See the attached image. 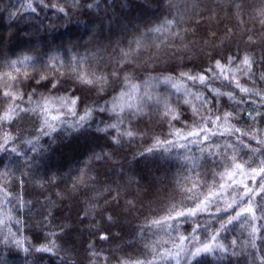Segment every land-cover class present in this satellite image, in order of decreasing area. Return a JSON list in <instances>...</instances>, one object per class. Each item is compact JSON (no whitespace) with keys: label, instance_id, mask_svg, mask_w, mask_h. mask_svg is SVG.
<instances>
[{"label":"trees","instance_id":"trees-1","mask_svg":"<svg viewBox=\"0 0 264 264\" xmlns=\"http://www.w3.org/2000/svg\"><path fill=\"white\" fill-rule=\"evenodd\" d=\"M29 2L36 7L35 12L27 7ZM89 2L81 0L79 8H71L70 0H43L45 5L60 4L66 11L71 8L66 16L36 0H0V36L4 38L0 44V114L13 103L2 98L4 91L23 96L22 101H16L20 109H37L21 112L7 129L18 137L9 147H16L19 155L0 152V161L8 166L0 167V172L10 167L15 177L23 180L9 184V197L0 191V264H120V260L176 264L169 253L175 254L178 245L188 249L193 243L197 247L209 243L219 225L208 213L176 221L175 227H170L172 220L163 227L154 222L175 216L174 208L194 207L210 189L218 191L213 185L222 182L218 173L224 170L215 157L201 151L207 145L182 138L196 128L193 121L198 119L191 105L184 103L193 100L188 93L202 94L213 110H235L238 119L231 123L242 131L251 127L264 130V118L254 122L247 115L253 109L264 113V80L260 79L264 76V0H97L98 6L91 9L86 7ZM167 20L173 23L165 25ZM161 26V31H150ZM136 41L142 47L138 48ZM123 52L129 53L127 58ZM234 54L238 61L246 54L254 59L253 75L244 76L237 70L236 78L259 96L240 93L234 85L219 80L202 86L180 76L207 74L215 60L227 64V58ZM22 55L32 57L26 73L24 68L15 71L8 63ZM52 57L60 61L57 71L48 67ZM230 67L236 69L235 64ZM72 69L85 79L93 74L107 77V85L103 91L101 83L82 85ZM40 75L61 83L55 89L48 81L42 82L47 86H37ZM169 77L172 82L165 83ZM129 83L136 88L128 87ZM213 89L232 92L243 102L236 104L227 96L217 100ZM122 93L126 95L116 100ZM73 94L80 98L77 115L66 114L55 122L56 131L48 136L39 133L37 129L46 119L37 108L42 97ZM114 102L125 109L122 113L117 109L123 118L117 129L108 128L118 123L116 114L96 110L111 108ZM87 108L93 109L91 116L82 127L73 128ZM166 108L174 109L180 119L165 118ZM51 111L56 114V108ZM201 114L208 112L201 109ZM102 128L107 130L98 131ZM177 129L181 136L175 135ZM128 131L133 133L131 137L120 135ZM29 139L34 140L36 151L26 143ZM235 139L213 137L212 143ZM245 143L259 147L255 141ZM149 148L153 151L147 152ZM237 151L248 159L247 149L237 146ZM22 171L26 173L23 177ZM197 182L195 192H189ZM193 196L198 199H189ZM6 199L19 200L24 206L13 208ZM224 199L231 202L232 196L226 192ZM210 210L214 212L215 207L210 206ZM45 216L47 224L42 223ZM256 216L261 213L256 212ZM196 223L211 226L207 232L193 233ZM253 225L259 229L255 248L250 243ZM52 232L57 233L51 240L59 254H26L10 235L23 241L25 247H38L48 243L47 234ZM105 232L109 239L100 240ZM180 236L193 239L181 241ZM216 244L224 245L227 251L221 252ZM93 253H100V257ZM181 264H264V222L257 219L243 227L240 223L229 226L213 243L212 252L201 253L190 262L182 259Z\"/></svg>","mask_w":264,"mask_h":264},{"label":"snow or ice","instance_id":"snow-or-ice-1","mask_svg":"<svg viewBox=\"0 0 264 264\" xmlns=\"http://www.w3.org/2000/svg\"><path fill=\"white\" fill-rule=\"evenodd\" d=\"M41 6L44 7H52L56 9L60 13H64L66 16L71 11V8H79L81 6V0H70L71 8L66 11L65 7L60 4H50L45 5L43 0H36ZM98 6L97 0H91V2L86 4V7L91 9L93 7ZM27 7L35 12L37 9L33 6V3L29 2ZM173 21L167 20L165 21V25L172 24ZM161 28L150 29V31H161ZM251 40V38H250ZM4 38L0 36V44H3ZM137 47H142L140 41H136ZM129 53L123 52V57L127 58ZM32 57L29 55H22L16 60H10L9 66L12 67L15 71L20 72L22 68H24L26 73V65L27 62H30ZM60 61L52 57L50 58V63L48 67L53 71H57V64ZM255 63L254 59L249 55H244L241 59H237V56L231 55L227 58V64H222L221 60H215L214 64L207 69V74L201 73L197 75H189L187 73H181V78H186L188 81H191L194 85L199 84L202 86H207L212 83V81H222L226 82L228 86L234 85L235 89H238L240 93H245L249 95L259 96V93L253 92V89L248 87H243L239 80L236 78L237 70L240 74L244 76L251 77L252 73V65ZM235 64L236 69H232L230 66ZM73 73L76 75L78 81L82 85L91 86L95 83H101L100 91L104 90V87L107 85V77H95L93 74L92 78L85 79L84 76L80 75L79 72H76L75 69H72ZM8 75V74H5ZM113 76L116 75L114 72ZM11 79H16V77H10ZM25 78H28L27 75ZM261 80H264V76L260 77ZM125 80H130L129 77H125ZM43 81H48V85L51 88L55 89L61 83V81H57L53 83L47 76L40 75L39 79L36 80L37 86L44 87L47 85L42 84ZM172 78L169 77L165 83H171ZM7 87V86H6ZM128 87L135 89L136 85L128 84ZM172 87L176 88L177 91H180V87H178L175 83H172ZM215 93V98L218 100L222 96H227L229 101H233L236 104H240L243 101L236 100V97L232 94V92L224 93L217 91L215 89L212 90ZM126 95L124 93L121 94V97L115 98L116 100L122 99L123 96ZM188 95L192 96L193 100L198 101L199 103H193V100H184V103L187 105H191L192 113L194 117H198V119H194L193 123L196 125V128L187 132L186 136H182L183 139L189 142H194L198 145H207V149L201 147V151H207L210 156L215 157L217 164L223 168L224 170L218 173L219 180L222 181L218 184H214V188H218V191L209 190L206 195L203 196V199L196 203L194 207H188L185 210L177 211L175 208V216H169L163 222H154L159 226L163 227L164 223H167V220H172L173 225L170 227H175V222L179 220L188 221L192 218H198L203 213H208L210 216L214 217L213 223L218 224L219 228L216 229L211 235L209 243H203L201 247H197L195 243L191 245V248L185 249L182 245H178V250L175 254L169 253L168 257L171 259H175L176 264H181V260L183 259L185 262H190L191 260H195L196 257L200 256L201 253H210L213 251V243L217 241L220 233L222 231H227L229 226L240 223L241 227L245 224H252V221L259 219L264 222V136L261 135V132L264 130L256 129L255 127L249 128L247 131H242L240 128L236 127L231 121L238 119V114L233 111H223L220 112L219 109L213 110L208 108V101L205 100L202 94L191 93ZM2 98L9 99L13 103L8 108H6L3 114H0V152H12L19 155L18 149L16 147H9L10 144H15L17 142L18 137L13 136L10 131L7 129L12 127L15 119L20 118V113H28V112H36L37 109H20L16 104V101H22L23 96L15 95L11 91H4L2 93ZM264 100V98H261ZM43 103L37 105V108L40 112L44 114L46 119L43 121V126L37 131L42 135L48 136L51 132L56 131L55 122L61 121L62 118L67 115L76 116V108L78 106V102L80 100L79 97L73 94L72 96H63V97H42ZM166 104V102H165ZM58 105V107H57ZM264 106V105H262ZM131 105H128V108L131 109ZM56 108V114H52L51 109ZM122 113L125 109L124 107L118 103L114 102L111 108L99 107L98 111L105 112L110 111L117 115V124H109L108 128L117 129L118 124L123 123L122 116L117 112ZM201 109H206L208 115H202ZM93 109L87 108L84 110V115L79 117V120L72 126L73 128H80L83 126V122L86 121L92 114ZM220 112V114H216ZM171 115L173 120L178 121L180 119V115L175 112L174 109L166 108L165 118ZM249 119L254 122L257 118H264V113L257 112L253 109L252 112L247 113ZM214 117V118H213ZM66 122V121H65ZM212 125L210 128L208 125ZM215 129V130H214ZM107 129H98V131H106ZM121 136H129L133 135L132 132H124L120 134ZM175 135L181 136V130L177 129ZM235 136L236 139L233 142H226L223 144L220 143H212L213 137L220 138H229ZM195 138V140H193ZM36 140L39 139L37 136ZM115 143H119V139L113 138ZM245 140L255 141L259 147L253 148L249 144L245 143ZM26 143L32 145V151H36L35 143L33 139H29ZM165 143H171L170 141H165ZM186 145H181V147H185ZM237 146L243 149H247L245 153L248 156V159H244L243 156L237 151ZM147 152H152L153 149L149 148L146 150ZM231 153V155H229ZM250 154V155H249ZM143 155V154H141ZM97 159H102V157L97 156ZM255 165V167L253 166ZM27 166V165H26ZM0 167H8L5 166L3 161H0ZM22 177L26 175L22 171ZM0 191H2L5 197H9L12 195L8 191L9 184L12 182L23 183L22 179H18L15 177L14 172L10 170H6L0 172ZM250 184L252 186H250ZM198 182L194 183L192 188L188 189L189 192H195L197 188ZM232 196L231 202H227L224 199L225 193ZM189 199H198L197 196L190 197ZM6 203H12L13 208L18 206H24L23 202L17 200L13 201L11 199H6ZM131 203V202H129ZM223 204V206H221ZM246 205V206H244ZM210 206L215 207V211L212 212L210 210ZM2 207V206H0ZM234 212V214H232ZM256 212H260L261 216L257 217ZM227 217L225 220L224 217ZM11 220V216L8 217ZM107 219L109 221L112 220L111 216H108ZM15 223L19 225L21 223L20 220H16ZM42 223L47 224L48 219L45 216L42 220ZM211 225H203L201 223H196V225L192 228V232L196 233L201 230L207 232L208 227ZM259 229L253 225L252 231L250 235L253 237V240L250 242L253 248L256 247L255 244V236ZM63 231V227L61 228ZM10 235L13 237V242L15 243L17 248H20L26 254H34V253H53L59 254V248L54 240H51L52 236H56V232L48 233V243L41 244L40 246H34L29 244V246L25 247L24 242L20 239H16L14 234ZM100 240H108L109 234L102 233L99 236ZM179 239L181 241H191L193 236H180ZM7 242V241H5ZM236 241H232V244H235ZM221 252L227 251V248L222 244L215 245ZM93 255L100 257V253H93ZM107 259V258H106ZM120 264H150V262L140 261V260H120Z\"/></svg>","mask_w":264,"mask_h":264}]
</instances>
